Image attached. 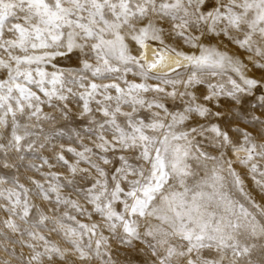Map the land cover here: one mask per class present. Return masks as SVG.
Instances as JSON below:
<instances>
[{
	"label": "snow or ice",
	"instance_id": "snow-or-ice-1",
	"mask_svg": "<svg viewBox=\"0 0 264 264\" xmlns=\"http://www.w3.org/2000/svg\"><path fill=\"white\" fill-rule=\"evenodd\" d=\"M0 264H264V0H0Z\"/></svg>",
	"mask_w": 264,
	"mask_h": 264
},
{
	"label": "bare ground",
	"instance_id": "bare-ground-1",
	"mask_svg": "<svg viewBox=\"0 0 264 264\" xmlns=\"http://www.w3.org/2000/svg\"><path fill=\"white\" fill-rule=\"evenodd\" d=\"M246 185L248 186L249 189H252V188L255 187V186L251 183V180H250V179H248V180L246 181ZM256 191L258 192V190H256ZM253 194L256 196V199L259 201V196L256 195V193H253Z\"/></svg>",
	"mask_w": 264,
	"mask_h": 264
},
{
	"label": "rangeland",
	"instance_id": "rangeland-1",
	"mask_svg": "<svg viewBox=\"0 0 264 264\" xmlns=\"http://www.w3.org/2000/svg\"><path fill=\"white\" fill-rule=\"evenodd\" d=\"M247 186V185H246ZM248 187V186H247Z\"/></svg>",
	"mask_w": 264,
	"mask_h": 264
}]
</instances>
